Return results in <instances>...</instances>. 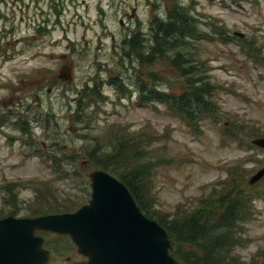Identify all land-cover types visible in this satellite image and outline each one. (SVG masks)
Instances as JSON below:
<instances>
[{
	"label": "rangeland",
	"instance_id": "374dc122",
	"mask_svg": "<svg viewBox=\"0 0 264 264\" xmlns=\"http://www.w3.org/2000/svg\"><path fill=\"white\" fill-rule=\"evenodd\" d=\"M174 4L188 10L196 20L192 25L208 36L192 41L189 62L216 88V121L202 119L190 127L163 104L139 102L137 83L154 84L150 73L160 78V89L181 90L168 59L144 67L121 63L125 56L117 45L123 34L148 32L153 18H163ZM35 7L38 16L28 20ZM231 9L217 8L214 0H0V217L13 211L16 217L42 215L46 203H87L94 168L82 166L81 153L94 139L108 141L109 128L126 126L135 137L150 140L142 161L150 167L153 208L159 213L190 211L212 189L220 190L215 185L232 165L243 163L251 172L240 189L256 198L244 227L247 245L237 254L248 261L264 249V181L248 185L264 167V151L244 134L228 133L235 124L264 134V3L251 5L252 17ZM36 24L41 41L33 47L25 41L36 36ZM64 66L70 68L68 81L58 78ZM115 77L122 79L126 96L108 84ZM95 81L103 82L97 85L106 99L81 102L94 105L86 108L85 123L76 109L82 90ZM66 160L76 168L66 162L59 168ZM45 242L53 250L50 264L85 261L64 237L45 234Z\"/></svg>",
	"mask_w": 264,
	"mask_h": 264
},
{
	"label": "trees",
	"instance_id": "16d2710c",
	"mask_svg": "<svg viewBox=\"0 0 264 264\" xmlns=\"http://www.w3.org/2000/svg\"><path fill=\"white\" fill-rule=\"evenodd\" d=\"M168 10L166 22L156 20L154 23L155 49L143 50L133 42L127 47L129 51L127 50L126 59L129 63L128 65L122 63V65L128 68L132 65V60L138 59L140 66L144 67L158 63L159 60H164L163 58L168 59L169 66L175 70L177 77L182 81L179 84L182 87L181 90L177 87L172 91L160 89L159 86H162L160 78L150 73L149 77L155 80L154 84L137 83L139 102L163 104L190 127L202 119L216 121L220 115L214 99L216 88L211 86L199 67H194L189 62L194 60L189 51L194 47L192 41L208 38V36L197 31L192 25V21L196 23V20L188 10L177 4ZM108 82L114 86L117 93L126 96L125 85L120 77L110 79ZM93 83L90 89L82 90L76 109V118L85 123H89L87 120L89 115L85 110L94 105L82 106L81 102L97 97V104L106 99L97 85L103 82ZM20 125L25 127L23 123ZM226 127L228 128L224 124V128ZM107 133H110L108 141L98 142L94 139L92 145L85 148L81 154L94 169L106 171L121 181L130 191L142 213L157 221L165 229L172 247L171 254L177 264H264V249L253 254L248 261H243L237 254V249L247 245L248 241L243 236L244 227L253 215L252 203L256 198L254 195H243L240 189L243 178L251 172L246 171L243 163L237 162L228 169L226 178L215 185H221L220 190L212 189L210 194L201 197L196 207L190 211H176L170 216L159 213L153 208L155 199L151 187L150 167L147 162L142 161L150 140L143 135L135 137L130 134L126 126L109 128ZM228 133L234 137L244 134L251 139L264 136L257 130L245 132L243 127L235 124L233 128H228ZM63 162L71 168L72 166L76 168V164L68 160L61 161L59 168L62 167ZM263 181L264 178L261 179V183ZM47 200L48 198L46 202ZM70 203L72 205L67 201L46 203L43 214L70 212L80 206L76 207L73 202ZM8 215H17V211L9 212Z\"/></svg>",
	"mask_w": 264,
	"mask_h": 264
},
{
	"label": "water",
	"instance_id": "95a60500",
	"mask_svg": "<svg viewBox=\"0 0 264 264\" xmlns=\"http://www.w3.org/2000/svg\"><path fill=\"white\" fill-rule=\"evenodd\" d=\"M69 72L63 67L59 78L69 80ZM250 143L264 150V137ZM263 176L264 167L249 185ZM88 178L90 199L74 212L0 219V264H46L49 252L38 231L68 235L87 264H177L165 230L141 212L122 182L103 170Z\"/></svg>",
	"mask_w": 264,
	"mask_h": 264
},
{
	"label": "flooded vegetation",
	"instance_id": "af4514ba",
	"mask_svg": "<svg viewBox=\"0 0 264 264\" xmlns=\"http://www.w3.org/2000/svg\"><path fill=\"white\" fill-rule=\"evenodd\" d=\"M30 1H32V0H30ZM214 2L216 3L217 8H220V9L232 8L231 10H235V12H236V9H241L243 11L242 14L250 16L248 10H250L251 5H255L258 8H261L262 4L264 3V0H214ZM24 7L28 8V3L24 4ZM33 16H38V9L36 7L30 12V16L27 17L28 20H29V18H32ZM130 16H132V17L135 16L134 10H132V15H130ZM250 17H252V16H250ZM29 23H31V22L29 21ZM119 23L123 25L122 20H120ZM37 27H38L37 24L33 27V31L36 34V36H34L30 42L25 41V43H27V45L28 44H30V45L34 44L31 46L37 47L38 44L40 43V42H37V41H41V39L38 37L39 31L36 32V29L38 30ZM28 28H29V26H28ZM150 31L142 32L140 35L133 34V35L129 36V35L123 34V37L120 39L121 43L118 44L117 46H119L120 49H122V48L125 49V48L129 47L131 45V43L135 42L137 47L140 45V48H142L143 50H148V51L154 50L155 49L154 44H152L153 42L151 43V41L153 40V37H152V34ZM111 41L115 42L114 38H112ZM27 45H25V46H27ZM0 125H2V122H0ZM37 233H42V232H37ZM45 234H51V235H54L56 237L58 234L56 235V234H52V233H43V237H44L43 247L47 251H49V259H48L47 264H50L53 250L46 245ZM59 236L64 237L67 240H69L71 247L77 252V248L74 246V244L71 242V240L69 239L68 236H65V235H59ZM57 243H59V242L53 243V245H56ZM77 254L80 255L78 252H77ZM82 258H84V260H85L84 262H74V264H87V259L83 256H82ZM69 264H72V263L69 262Z\"/></svg>",
	"mask_w": 264,
	"mask_h": 264
}]
</instances>
